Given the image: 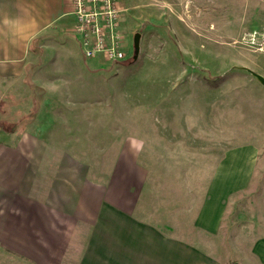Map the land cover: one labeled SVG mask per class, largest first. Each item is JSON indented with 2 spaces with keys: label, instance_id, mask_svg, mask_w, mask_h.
<instances>
[{
  "label": "crops",
  "instance_id": "0c3cea01",
  "mask_svg": "<svg viewBox=\"0 0 264 264\" xmlns=\"http://www.w3.org/2000/svg\"><path fill=\"white\" fill-rule=\"evenodd\" d=\"M72 11V0H0V264H225L231 247L237 263L264 264L263 235L247 255L246 235L230 237L261 144L232 145L225 122L179 126L160 110L158 127L112 142L106 171L35 130L28 60Z\"/></svg>",
  "mask_w": 264,
  "mask_h": 264
},
{
  "label": "rangeland",
  "instance_id": "374dc122",
  "mask_svg": "<svg viewBox=\"0 0 264 264\" xmlns=\"http://www.w3.org/2000/svg\"><path fill=\"white\" fill-rule=\"evenodd\" d=\"M120 5L128 58L119 64L100 56L85 60L74 24L52 31L29 57L23 110L41 136L92 165L99 161L104 171L112 144L120 145L126 131L137 135L158 127L160 110L179 126L225 122L232 145L238 139L261 144L250 188L231 205L243 214L232 216L230 237L246 235L238 241L247 255L252 233L264 236V85L250 73L264 78V0H120ZM136 33L141 37L134 60ZM253 218L262 223L259 231ZM231 249L225 264H240V247Z\"/></svg>",
  "mask_w": 264,
  "mask_h": 264
},
{
  "label": "built area",
  "instance_id": "2783aa9c",
  "mask_svg": "<svg viewBox=\"0 0 264 264\" xmlns=\"http://www.w3.org/2000/svg\"><path fill=\"white\" fill-rule=\"evenodd\" d=\"M72 7V33L85 60L100 56L103 62L119 64L128 58L120 0H72Z\"/></svg>",
  "mask_w": 264,
  "mask_h": 264
},
{
  "label": "water",
  "instance_id": "95a60500",
  "mask_svg": "<svg viewBox=\"0 0 264 264\" xmlns=\"http://www.w3.org/2000/svg\"><path fill=\"white\" fill-rule=\"evenodd\" d=\"M140 34L139 33H136L133 37V48H134V56H133V59L135 60L138 56V53H139V42H140ZM252 76H254L258 82H260L262 85H264V78L262 76L254 72H250Z\"/></svg>",
  "mask_w": 264,
  "mask_h": 264
}]
</instances>
